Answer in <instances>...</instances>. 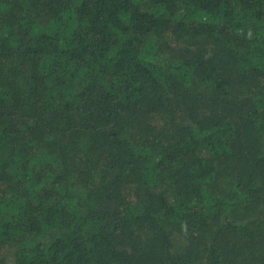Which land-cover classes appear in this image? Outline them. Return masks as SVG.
I'll return each mask as SVG.
<instances>
[{"label": "trees", "instance_id": "1", "mask_svg": "<svg viewBox=\"0 0 264 264\" xmlns=\"http://www.w3.org/2000/svg\"><path fill=\"white\" fill-rule=\"evenodd\" d=\"M0 264H264V0H0Z\"/></svg>", "mask_w": 264, "mask_h": 264}]
</instances>
